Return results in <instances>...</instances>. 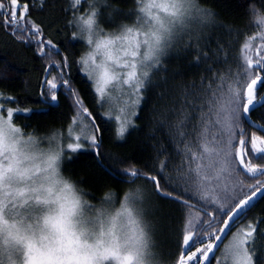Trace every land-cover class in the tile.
<instances>
[{
    "label": "snow or ice",
    "instance_id": "1",
    "mask_svg": "<svg viewBox=\"0 0 264 264\" xmlns=\"http://www.w3.org/2000/svg\"><path fill=\"white\" fill-rule=\"evenodd\" d=\"M45 3L46 0H40L41 9ZM101 4L111 7L107 0H97L96 5L87 4V8L92 10L85 19L86 9L80 11L82 0H68L64 11L70 10L72 15L65 27L72 28V21L78 16L89 29L94 24L99 25L101 12L98 6ZM34 7V4H21L18 0H0V26L8 29L18 42L34 47L37 57L47 60L43 80L39 84L40 104L36 111L6 106L20 101L17 97L0 93V127L7 124L16 130L14 113H31L33 118H38L45 110H54L59 93L70 101L67 137L59 131L61 139L67 140L65 149L75 153L87 147L100 156L106 123L97 122V116L86 106L79 89L73 86V64L80 65L88 79L94 81L92 105L98 109H105L108 86L119 79V73L106 63H97L95 51L81 54L78 60L71 58V52L62 54V47L66 51L71 49V41L67 36L63 45L60 40H45L44 27L30 19ZM152 7L163 11L167 22L160 19L159 12L152 13ZM112 11L118 12L119 9L113 8ZM147 11L160 22L162 33L154 35L167 48L166 56L185 36L198 34L214 22L213 13L201 7L198 0H151ZM253 13L260 31L247 36L235 56H231L219 41L212 56L196 49L198 54L189 67L206 66V72H213L216 64L228 67L226 72H213L209 77H202L198 85L193 83L172 98L168 111L157 121L158 128L163 129L169 138L172 151L163 144L159 148L153 145L155 156L145 163L147 171L138 167L123 170L129 178L143 179L152 186L157 197L177 206L180 224L172 233L175 251L169 252L174 264H212L210 254L217 250L221 252V257L216 258L217 264H256V240L264 237V218L248 219V215L257 202L264 201V123L252 118L259 109L261 120H264V54H261L264 42L254 48L253 41L256 35L264 41V15L254 6ZM138 21L139 15L136 17ZM128 32L132 29L129 28ZM134 35L139 37L141 33ZM76 37L73 31L72 38ZM196 38L199 40V35ZM233 39H238V36ZM88 43L91 44V40ZM114 43V39L105 38L97 48L107 49L111 60ZM206 47L210 48V45ZM191 51L189 42L183 52L187 55ZM221 52L223 55L218 54ZM210 60L212 63H208ZM161 65L162 62L156 63L151 76L145 73L147 86ZM180 75V72L174 73V76ZM133 82L136 83L132 88V98H126L125 106L118 107L115 113L111 107L101 113L109 119L114 116L115 137L121 140L130 128L138 127L133 118L148 90L135 63L124 73V84L131 88ZM60 107L62 109L63 106ZM254 159L262 162L254 163ZM228 233H231L230 239ZM225 239L228 242L220 249L219 244Z\"/></svg>",
    "mask_w": 264,
    "mask_h": 264
},
{
    "label": "clouds",
    "instance_id": "2",
    "mask_svg": "<svg viewBox=\"0 0 264 264\" xmlns=\"http://www.w3.org/2000/svg\"><path fill=\"white\" fill-rule=\"evenodd\" d=\"M150 2L136 0L139 21L124 22L116 30L100 24L89 29L79 16L72 21L85 53L95 51L97 63L119 73L108 90L105 110L111 107L115 113L132 98L136 82L124 87L122 73L133 63L147 86L145 73L151 76L168 54L156 39L162 29L148 14ZM91 10L86 8L85 19ZM151 12H159L167 22L157 7ZM136 32L141 35L135 37ZM105 38L115 40L111 60L107 49L97 48ZM14 124L16 130L7 124L0 127V264H174L159 243L158 213L163 205L150 184L129 178L122 189L107 186L94 200L91 190L64 170L67 140L59 130L39 133Z\"/></svg>",
    "mask_w": 264,
    "mask_h": 264
},
{
    "label": "trees",
    "instance_id": "3",
    "mask_svg": "<svg viewBox=\"0 0 264 264\" xmlns=\"http://www.w3.org/2000/svg\"><path fill=\"white\" fill-rule=\"evenodd\" d=\"M18 2L35 5L31 10L30 19L44 27L45 40L49 38L53 39V42L60 40L63 45L64 37L67 36L72 47L68 51L62 47V54L71 52V58L78 60L81 54L85 53V43L77 37L72 38L74 27H65L72 15L70 10L67 13L64 11L68 0H46L42 9L40 0H18ZM198 3L213 13L214 22L203 28L200 34L186 36L183 42H179L177 47L163 58L161 69L153 73L151 83L148 84V90L144 94L146 99L141 101L137 115L133 118L138 127L130 128L122 140L115 137V120L103 116L101 113L104 109L93 107L92 100L95 95L93 82L81 71L80 65L73 64V86L79 89L86 106H89L97 116V122L106 123L102 155L98 156L95 150L86 147L78 149L75 153L67 151L64 161V170L91 190L92 199L95 200L107 186L122 189L129 182L128 174L123 171L125 168L138 167L147 171L145 163L150 162V159L155 156L153 145L159 148L163 144L169 151H172L169 138L164 134V130L157 126V121L168 111L172 98L183 88H190L193 83L198 85L202 77H209L213 75V72H226L228 67L222 63L216 64L213 66V72H206V66L189 67V63L194 61V57L198 54L196 49L199 48L200 51L208 52L212 56L217 51V41H219V44L231 56H235L244 39L260 31V25L254 19L253 6L259 11H264V0H198ZM82 5L80 11L87 8L86 0H82ZM107 5L111 7L104 4L98 6L101 12L99 23L104 29L116 30L124 22H136V17L139 15L136 0H107ZM113 8L119 11L113 12ZM110 13L111 16H109ZM197 35L200 37L199 40L196 38ZM237 36L238 39H233ZM189 42H191L192 51L185 55L183 49ZM260 43L262 41L256 35L253 41L254 48ZM206 45H210V48ZM218 54L223 55L222 52ZM261 54H264V50H261ZM46 65V58L37 57L34 47L18 42L8 29L0 26V93L17 97L20 101L19 104L10 102L6 106L27 107L36 111L40 104L39 84L43 80V69ZM232 67L235 69L234 64ZM176 72L182 75L174 76ZM69 104L67 97H62L58 93V101L54 105V110H45L38 118H33L31 113H14L13 122L26 131L35 130L39 133H47L59 130L64 132L69 123ZM60 105L63 106L62 109ZM261 115V110L257 109L252 114V118L264 123ZM251 131L252 129H249V132ZM175 159L178 160V158ZM253 162L261 163L262 161L254 159ZM159 200L167 211L164 217L168 227L172 229V232L177 231L180 224V213L177 211V206L169 200L160 198ZM253 218H264V201L257 202L256 207L249 213L248 219ZM170 251H175L172 241L165 254L173 259L169 255ZM178 254L177 252L176 255ZM216 258H218V252L212 264H217ZM254 258L256 264H264V237L256 240Z\"/></svg>",
    "mask_w": 264,
    "mask_h": 264
},
{
    "label": "rangeland",
    "instance_id": "4",
    "mask_svg": "<svg viewBox=\"0 0 264 264\" xmlns=\"http://www.w3.org/2000/svg\"><path fill=\"white\" fill-rule=\"evenodd\" d=\"M140 15V14H139ZM201 32V31H200ZM200 32L198 34H200ZM197 33H193L192 35H195ZM186 37V36H185ZM183 38V40H181L180 42H183L186 38ZM86 76L87 74L85 72H83ZM122 75H124V73H122ZM88 77V76H87ZM94 83V81H92ZM116 81L114 80L109 86H108V90H110L113 86V84H115ZM124 87L128 88L130 87L129 85H124ZM105 110V109H104ZM112 119H114V116L112 117ZM64 136L67 137V129L63 132ZM67 151H71L69 149H65V153ZM164 206L162 207L161 211L158 213V217H159V225H160V228H159V236H158V239H159V243H160V246L163 250L164 253H166L167 251V248L168 246L170 245L172 239H173V236H172V229L168 227V224L166 223V219L164 217V214L167 213V211L165 210ZM231 237V234L229 235V239ZM228 241L227 239L223 242V244L221 245L220 249L223 248V245L226 244ZM221 257V252L218 250V258Z\"/></svg>",
    "mask_w": 264,
    "mask_h": 264
},
{
    "label": "water",
    "instance_id": "5",
    "mask_svg": "<svg viewBox=\"0 0 264 264\" xmlns=\"http://www.w3.org/2000/svg\"><path fill=\"white\" fill-rule=\"evenodd\" d=\"M228 234H229V233H228ZM228 234H227V235H228ZM223 242H224V241H223ZM223 242H221V243L219 244V248L221 247V245L223 244ZM217 252H218V250L215 251L213 254H210V256H212V257L214 258ZM212 260H213V259H212Z\"/></svg>",
    "mask_w": 264,
    "mask_h": 264
},
{
    "label": "flooded vegetation",
    "instance_id": "6",
    "mask_svg": "<svg viewBox=\"0 0 264 264\" xmlns=\"http://www.w3.org/2000/svg\"><path fill=\"white\" fill-rule=\"evenodd\" d=\"M262 42H264V41H262ZM263 122H264V120H262Z\"/></svg>",
    "mask_w": 264,
    "mask_h": 264
}]
</instances>
